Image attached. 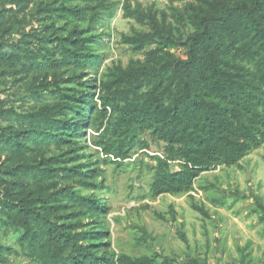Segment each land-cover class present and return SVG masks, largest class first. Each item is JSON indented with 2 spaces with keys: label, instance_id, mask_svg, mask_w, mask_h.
Segmentation results:
<instances>
[{
  "label": "trees",
  "instance_id": "trees-1",
  "mask_svg": "<svg viewBox=\"0 0 264 264\" xmlns=\"http://www.w3.org/2000/svg\"><path fill=\"white\" fill-rule=\"evenodd\" d=\"M168 1L158 12L123 0L145 28L122 41L143 58L98 79L117 1L0 0V84L20 83L0 96V264H205L117 253L105 166L148 148V135L163 143L151 195L186 193L209 216L195 180L264 143V0Z\"/></svg>",
  "mask_w": 264,
  "mask_h": 264
},
{
  "label": "rangeland",
  "instance_id": "rangeland-1",
  "mask_svg": "<svg viewBox=\"0 0 264 264\" xmlns=\"http://www.w3.org/2000/svg\"><path fill=\"white\" fill-rule=\"evenodd\" d=\"M115 1L113 15L102 25L110 35L104 48L105 58L97 71L98 79L114 65L124 67L130 60L143 58L121 36L145 27L124 16L123 0ZM128 1L132 6L139 2L144 8L152 6L158 12H168V0ZM173 52L182 54L180 48ZM19 84L7 79L0 84V96H9ZM25 102L28 107L34 100L25 97ZM11 104H21L18 95L12 97ZM85 134L91 144L96 127L89 126ZM145 138L148 148L134 150L121 166H105L110 206L106 224L111 247L132 257L157 251L177 262L197 257L205 264H264V219H260L256 204L258 198L264 205V143L237 165L219 166L195 180L191 194L207 210L209 216L204 217L190 207L186 193L151 195L156 164L153 156L163 154V143L148 135ZM94 150L99 155V150ZM141 229L149 234L145 241L140 238Z\"/></svg>",
  "mask_w": 264,
  "mask_h": 264
}]
</instances>
